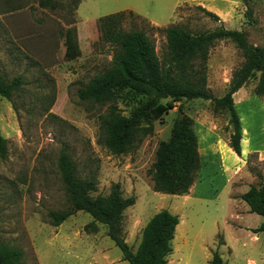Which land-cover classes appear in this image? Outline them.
Instances as JSON below:
<instances>
[{
    "label": "rangeland",
    "instance_id": "374dc122",
    "mask_svg": "<svg viewBox=\"0 0 264 264\" xmlns=\"http://www.w3.org/2000/svg\"><path fill=\"white\" fill-rule=\"evenodd\" d=\"M55 2L52 10L38 0H0V75L5 80L21 75L23 81L9 99L0 96V134L7 147L0 157V243L22 251L19 264H129L106 227L90 224L89 214L76 211L58 225L50 222V211L69 207L57 168L60 150L66 148L79 178L94 177L92 196L106 195L119 183L122 196L135 197L121 221V235L132 250L150 217L167 209L182 222L166 264H209L215 249L225 264H264V232L252 231L263 217L238 198L251 184L264 188V98L254 94V79L233 94L242 128L240 156L229 150L227 114L200 98L174 102L132 151L111 154L98 143L99 116L110 105L128 115L138 98L127 90L106 103L76 96L78 88L111 64L112 45L102 36L99 17L123 11L122 29L144 30L161 58L166 39L158 28L168 25L191 35L219 27L242 30L249 44L264 45V0ZM242 62L230 40L209 48L201 67L213 96L225 93ZM194 65L199 67V61ZM179 114L190 119L200 160L196 195L188 199L189 190L183 195L153 191L148 174L157 146L169 140Z\"/></svg>",
    "mask_w": 264,
    "mask_h": 264
},
{
    "label": "trees",
    "instance_id": "16d2710c",
    "mask_svg": "<svg viewBox=\"0 0 264 264\" xmlns=\"http://www.w3.org/2000/svg\"><path fill=\"white\" fill-rule=\"evenodd\" d=\"M246 4V0H242ZM38 5L56 8L55 0H38ZM213 20H219L215 13L199 7ZM245 13H248L246 8ZM124 12H115L99 18L102 36L112 45L110 67L102 74L90 78L76 91L80 101L106 103L116 92L130 91L136 96V105L128 115H122L115 105H110L99 116L98 143L109 153L119 155L132 151L142 138L153 133V121L175 107L181 99H204L213 108L228 116L231 125L229 146L240 156L243 138L240 118L236 111L233 94L248 80L254 79V94L264 98V45L248 43L242 30L219 27L211 31L189 34L175 25L161 30L165 36V51L158 57L153 42L142 29H122ZM66 54L71 47L66 33ZM230 40L240 50L243 62L231 75L225 93L215 97L206 86L202 63L208 50L218 40ZM199 61V67L194 64ZM21 75L5 80L0 75V96L9 99L22 85ZM181 113V111H180ZM7 153L6 140L0 134V157ZM200 165L195 132L190 127V119L179 114L173 121L170 138L160 143L155 150V160L148 169L155 192L171 195L186 194L192 185L195 171ZM57 168L68 197L69 207L62 211L48 213L53 225L60 224L76 211L90 215L92 223L106 227L107 237L121 251V259L129 264H166L172 252V239L179 217L167 209L153 214L142 229L141 240L135 250L121 235L123 211L134 204L135 197L122 196L119 183H115L106 195L92 196L95 190L94 177L81 179L77 168L66 148H61ZM238 198L243 200L249 212L263 217V221L252 231L264 232V188L249 185ZM22 251L0 243V264H19ZM209 264H225L215 249Z\"/></svg>",
    "mask_w": 264,
    "mask_h": 264
},
{
    "label": "crops",
    "instance_id": "0c3cea01",
    "mask_svg": "<svg viewBox=\"0 0 264 264\" xmlns=\"http://www.w3.org/2000/svg\"><path fill=\"white\" fill-rule=\"evenodd\" d=\"M205 8V7H204ZM124 11H131V10H124ZM210 11V10H209ZM120 12V11H119ZM132 12V11H131ZM212 12V11H211ZM214 13V12H213ZM111 14V13H110ZM216 14V13H215ZM106 15H108V14H106ZM103 16H105V15H103ZM102 17V16H101ZM100 18V17H99ZM150 23H152V24H154V25H156V26H159L156 22H150ZM230 150V152H232V150H231V148L229 149ZM195 185H196V181H194L193 183H192V185L190 186V188H189V193L187 194V195H184V198H186V199H188V198H191L192 196L194 197L195 195H196V193H195ZM228 187V186H227ZM248 208V207H247ZM249 209V208H248ZM181 222H182V219L179 217V222H178V224L176 225V227H175V231H174V237H173V239H175V237L177 236L176 235V233H177V228L180 226V224H181ZM172 239V240H173Z\"/></svg>",
    "mask_w": 264,
    "mask_h": 264
}]
</instances>
